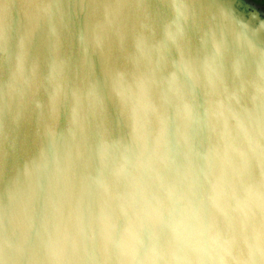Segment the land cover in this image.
Wrapping results in <instances>:
<instances>
[{"label":"water","instance_id":"obj_1","mask_svg":"<svg viewBox=\"0 0 264 264\" xmlns=\"http://www.w3.org/2000/svg\"><path fill=\"white\" fill-rule=\"evenodd\" d=\"M0 264H264V8L0 0Z\"/></svg>","mask_w":264,"mask_h":264},{"label":"rangeland","instance_id":"obj_2","mask_svg":"<svg viewBox=\"0 0 264 264\" xmlns=\"http://www.w3.org/2000/svg\"><path fill=\"white\" fill-rule=\"evenodd\" d=\"M255 5H261L264 8V0H250Z\"/></svg>","mask_w":264,"mask_h":264},{"label":"snow or ice","instance_id":"obj_3","mask_svg":"<svg viewBox=\"0 0 264 264\" xmlns=\"http://www.w3.org/2000/svg\"><path fill=\"white\" fill-rule=\"evenodd\" d=\"M184 111L188 116L191 115V108L189 106L186 105Z\"/></svg>","mask_w":264,"mask_h":264}]
</instances>
